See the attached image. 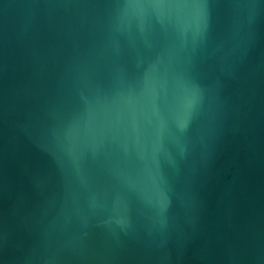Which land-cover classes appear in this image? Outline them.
<instances>
[{
    "label": "water",
    "instance_id": "1",
    "mask_svg": "<svg viewBox=\"0 0 264 264\" xmlns=\"http://www.w3.org/2000/svg\"><path fill=\"white\" fill-rule=\"evenodd\" d=\"M0 264H264V0H0Z\"/></svg>",
    "mask_w": 264,
    "mask_h": 264
}]
</instances>
